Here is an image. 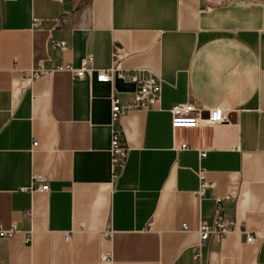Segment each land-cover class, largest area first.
<instances>
[{"label":"crops","instance_id":"1","mask_svg":"<svg viewBox=\"0 0 264 264\" xmlns=\"http://www.w3.org/2000/svg\"><path fill=\"white\" fill-rule=\"evenodd\" d=\"M114 44L123 69L162 85L158 104L114 127L111 99L129 104L131 83L57 72L22 87L41 62L78 69L92 56L89 67L106 70ZM179 104L226 117L173 130ZM114 129L129 156L112 182ZM200 170L215 185L202 199ZM37 176L49 191L23 192ZM227 196L234 231L197 260L199 226L213 225L215 198ZM12 224L24 233L0 240V264H264V0H2L0 225Z\"/></svg>","mask_w":264,"mask_h":264},{"label":"built area","instance_id":"2","mask_svg":"<svg viewBox=\"0 0 264 264\" xmlns=\"http://www.w3.org/2000/svg\"><path fill=\"white\" fill-rule=\"evenodd\" d=\"M2 0H0L1 2ZM58 3H63L64 0H56ZM95 1V0H92ZM70 11H65L62 15L60 23L67 22L66 17L70 15ZM38 23V22H36ZM53 48H58L61 52H67L69 47L65 42H52ZM127 53L125 49L114 44L112 50V63L110 68L106 70H94L89 67L92 56H88L82 62L80 68H75L72 65L61 64L54 68L46 67L45 62H41L37 69H32L22 78L23 89L31 88L33 83L42 76L53 75L57 72H69L76 80H83L88 76H95L99 83L114 84L116 80H122L127 83L135 85L136 90L134 96L129 104L123 106L118 97L113 96L111 99V124L112 127L120 120L122 116L130 111L137 109H146L149 106H154L160 102L162 94V85L158 78L153 75L147 74L140 70H126L122 68L124 60L127 58ZM172 115V129H195L201 124H217L225 120V114L222 111L210 112L208 119L203 118V112L201 109H197L193 104H179L173 106L170 110ZM38 143L34 142L33 147H37ZM188 146L183 145L181 150H187ZM110 156H111V172H112V182L118 180L127 164L129 149L124 144L122 134L117 130H112L111 146H110ZM201 159H203L206 154L202 153ZM200 186L197 191V196L199 199L205 197V193L208 189L215 188V185L207 181L206 172L200 170L198 172ZM38 183V184H37ZM23 192L40 193L48 192L49 185L42 176H37L34 179V184L30 189H22ZM233 198L227 197H216V216L215 221L212 226L205 222H201L199 226V236L200 243L197 246V251L195 258L198 260L201 258V248L205 242L210 239L216 241L225 240L233 231L234 223L230 221L226 215V206L228 203L232 202ZM184 230H188L187 226H184ZM17 224H12L9 228H5L0 225V240H13L18 235L23 234ZM113 232L107 230L104 235L106 237L112 236ZM70 240V237H67ZM26 243L32 242V233H29L25 237ZM249 244L255 242V237L249 235L247 238ZM103 262L111 261L109 256L102 257Z\"/></svg>","mask_w":264,"mask_h":264}]
</instances>
